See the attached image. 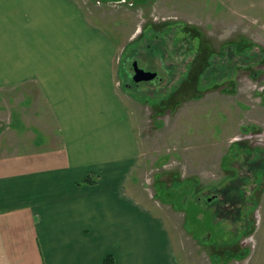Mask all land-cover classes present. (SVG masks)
<instances>
[{
	"label": "rangeland",
	"instance_id": "1",
	"mask_svg": "<svg viewBox=\"0 0 264 264\" xmlns=\"http://www.w3.org/2000/svg\"><path fill=\"white\" fill-rule=\"evenodd\" d=\"M75 1L137 138L128 189L166 215L179 263L264 264V0ZM43 116L35 84L0 88V157Z\"/></svg>",
	"mask_w": 264,
	"mask_h": 264
},
{
	"label": "crops",
	"instance_id": "2",
	"mask_svg": "<svg viewBox=\"0 0 264 264\" xmlns=\"http://www.w3.org/2000/svg\"><path fill=\"white\" fill-rule=\"evenodd\" d=\"M107 42L75 0H0V88L45 106L38 140L0 157V264H180L128 189L140 150Z\"/></svg>",
	"mask_w": 264,
	"mask_h": 264
},
{
	"label": "water",
	"instance_id": "3",
	"mask_svg": "<svg viewBox=\"0 0 264 264\" xmlns=\"http://www.w3.org/2000/svg\"><path fill=\"white\" fill-rule=\"evenodd\" d=\"M132 69L134 71L132 79L136 83L140 81L150 80L154 77V73L140 68L136 62H133Z\"/></svg>",
	"mask_w": 264,
	"mask_h": 264
}]
</instances>
